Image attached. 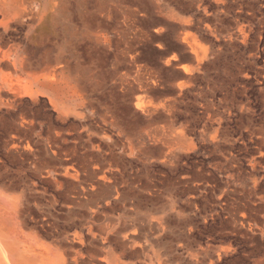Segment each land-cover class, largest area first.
<instances>
[{"label": "rangeland", "instance_id": "rangeland-1", "mask_svg": "<svg viewBox=\"0 0 264 264\" xmlns=\"http://www.w3.org/2000/svg\"><path fill=\"white\" fill-rule=\"evenodd\" d=\"M58 1L0 0V264H264V0Z\"/></svg>", "mask_w": 264, "mask_h": 264}, {"label": "crops", "instance_id": "crops-1", "mask_svg": "<svg viewBox=\"0 0 264 264\" xmlns=\"http://www.w3.org/2000/svg\"><path fill=\"white\" fill-rule=\"evenodd\" d=\"M53 11H55V6L53 7V10H52V19H51V23L54 22V13ZM33 13H29L28 14H25L23 11H20L18 15H20V18H25V17H28L30 16V18H32V15ZM4 23V22H3ZM4 27L6 29V31L8 30L7 28V25L4 23ZM15 49V48H14ZM13 48H11V50H14ZM50 63V61H48ZM46 67H44L43 69H40V63H38L36 66L33 64V63H26V66L25 68L27 70H30L32 72V78L34 81L38 80V79H43L45 80L46 82H52L51 79L53 78L52 77V70L53 68H51L50 66H48L47 64L45 65ZM34 70V71H33ZM38 70H41V72H38ZM111 257V256H110ZM109 264H114V263H111V260L109 261Z\"/></svg>", "mask_w": 264, "mask_h": 264}, {"label": "bare ground", "instance_id": "bare-ground-1", "mask_svg": "<svg viewBox=\"0 0 264 264\" xmlns=\"http://www.w3.org/2000/svg\"><path fill=\"white\" fill-rule=\"evenodd\" d=\"M55 1H56V0H55ZM64 1H65V0H59V1H58V3H60L61 5H56V6H55V11H53L54 16H57L58 12L61 11L60 8H62V5H63ZM54 4H55V3H54ZM57 18H58V17H57ZM51 81L54 82V81H56V79H55V78H52Z\"/></svg>", "mask_w": 264, "mask_h": 264}]
</instances>
